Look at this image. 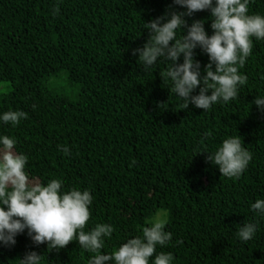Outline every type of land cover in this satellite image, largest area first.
<instances>
[{
    "label": "trees",
    "instance_id": "obj_1",
    "mask_svg": "<svg viewBox=\"0 0 264 264\" xmlns=\"http://www.w3.org/2000/svg\"><path fill=\"white\" fill-rule=\"evenodd\" d=\"M168 6L182 10L172 0H0V112L27 113L16 126L0 122V134L27 155L30 179L89 189L85 230L114 227L101 252L140 235L154 211L166 208L172 238L157 251L172 253V264H264V216L250 209L264 199V113L252 104L264 94V40L253 38L238 69L248 79L236 99L208 111L181 109L164 77L168 62L145 70L132 53L146 42L144 22ZM248 11L264 15V0H251ZM185 19L203 20L211 33L207 10ZM194 59L203 74L207 55L197 48ZM234 135L252 159L230 179L200 151ZM246 222L257 231L242 242L236 232ZM15 240L0 245V264H18L28 250L42 264H87L94 255L75 241L48 251L26 232Z\"/></svg>",
    "mask_w": 264,
    "mask_h": 264
},
{
    "label": "clouds",
    "instance_id": "obj_2",
    "mask_svg": "<svg viewBox=\"0 0 264 264\" xmlns=\"http://www.w3.org/2000/svg\"><path fill=\"white\" fill-rule=\"evenodd\" d=\"M251 0H172L182 10L166 7L160 15L144 22L148 33L142 46L132 49L143 69L154 68L160 61L168 62L164 77L171 91L181 101V109L189 104L208 111L212 105L237 98L239 89L247 82L243 68L252 53L253 38L264 40V15L249 13ZM207 10L210 17L208 34L204 21L186 17ZM59 9H52L55 15ZM199 48L208 57L203 74L194 50ZM178 58L181 62L177 63ZM198 89V91H197ZM194 91L196 94H193ZM260 113H264V94L253 97ZM27 113L22 110L0 112V122L16 126ZM206 137L209 133L204 134ZM14 137L0 134V245L12 246L15 237L25 233L36 246L59 250L75 241L82 249L93 253L87 264H172L170 252L157 251L171 241L165 230L169 222L166 208L155 210L140 235L127 238L111 252H101L105 238L111 239V223H96L85 230L90 218L93 196L89 189H64L63 181L53 178L40 183L26 174V154L15 151ZM59 151L69 153L67 146ZM206 159L214 164L225 178H239L252 159L243 146L240 135L225 137ZM198 153V152H197ZM135 163V160L132 161ZM258 216H264V199L250 205ZM257 231L255 222L240 225L236 235L242 242L251 240ZM18 264H42L35 250L26 251Z\"/></svg>",
    "mask_w": 264,
    "mask_h": 264
}]
</instances>
